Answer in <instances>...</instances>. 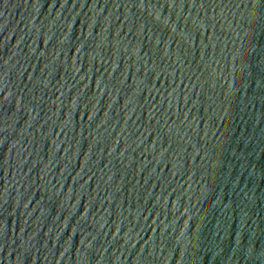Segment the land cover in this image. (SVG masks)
Returning <instances> with one entry per match:
<instances>
[{"label":"water","instance_id":"obj_1","mask_svg":"<svg viewBox=\"0 0 264 264\" xmlns=\"http://www.w3.org/2000/svg\"><path fill=\"white\" fill-rule=\"evenodd\" d=\"M0 264H264V0H0Z\"/></svg>","mask_w":264,"mask_h":264}]
</instances>
